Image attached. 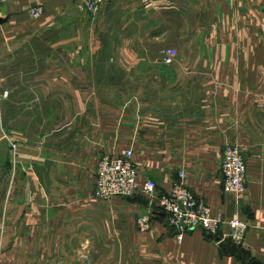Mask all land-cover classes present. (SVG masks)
<instances>
[{"label":"crops","instance_id":"obj_1","mask_svg":"<svg viewBox=\"0 0 264 264\" xmlns=\"http://www.w3.org/2000/svg\"><path fill=\"white\" fill-rule=\"evenodd\" d=\"M81 4L0 0V75L11 71L29 119L0 207V264L264 262V0H106L96 15ZM229 142L247 166L242 197L223 191ZM127 150L158 195L183 174L215 216L249 224L243 245L223 241L228 225L179 243L148 199H97L100 160Z\"/></svg>","mask_w":264,"mask_h":264},{"label":"built area","instance_id":"obj_2","mask_svg":"<svg viewBox=\"0 0 264 264\" xmlns=\"http://www.w3.org/2000/svg\"><path fill=\"white\" fill-rule=\"evenodd\" d=\"M106 0H81V10L96 15L104 6ZM30 15L34 20H39L44 15L42 6L30 8ZM1 52V48H0ZM176 56L175 50H167L162 62L171 64ZM8 96V93H5ZM133 151L127 150L120 156H104L96 171L95 197L102 201H111L114 198H134L141 196L151 203L159 206L165 215L168 225L176 232L179 243L185 236L194 230L201 229L210 236H216L223 225H228L230 233L224 236V240L230 241L236 246L243 245L249 224L235 219L225 221L220 216H215L212 209L203 201L197 199L185 185V175H181V181L175 183L166 195H158L155 182H139L137 167L133 160ZM223 191L226 194L242 197L246 192L247 166L242 157L240 148L227 143L224 149L222 164ZM150 215L138 219V227L141 232H149L152 229ZM261 264H264L262 262Z\"/></svg>","mask_w":264,"mask_h":264},{"label":"rangeland","instance_id":"obj_3","mask_svg":"<svg viewBox=\"0 0 264 264\" xmlns=\"http://www.w3.org/2000/svg\"><path fill=\"white\" fill-rule=\"evenodd\" d=\"M176 57L177 53L173 62ZM12 80L11 71L5 72L4 76L0 75V207L8 204L5 203V200L12 190L11 175L17 170V152L19 150L16 147L15 140L17 142L26 140V135H22L19 130L22 132L29 122V119L25 116L20 119L17 118L19 111L15 104L18 100L17 96L15 99L12 97ZM5 93H8L7 97ZM16 94L18 93L16 92ZM21 108H26V105L21 106ZM10 131L14 134H10Z\"/></svg>","mask_w":264,"mask_h":264},{"label":"water","instance_id":"obj_4","mask_svg":"<svg viewBox=\"0 0 264 264\" xmlns=\"http://www.w3.org/2000/svg\"><path fill=\"white\" fill-rule=\"evenodd\" d=\"M209 237H213V236H210V235H209ZM213 238H214V237H213ZM218 238H219V237H218Z\"/></svg>","mask_w":264,"mask_h":264}]
</instances>
